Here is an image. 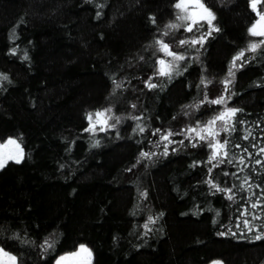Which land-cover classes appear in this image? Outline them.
I'll use <instances>...</instances> for the list:
<instances>
[{"label": "trees", "instance_id": "16d2710c", "mask_svg": "<svg viewBox=\"0 0 264 264\" xmlns=\"http://www.w3.org/2000/svg\"><path fill=\"white\" fill-rule=\"evenodd\" d=\"M175 3L0 0V141L24 152L0 168V248L17 264H54L79 244L91 264H264V47L248 51L264 39L248 33L256 12L250 0H203L219 30L178 47L209 26L164 35ZM160 39L185 57L170 77L157 74ZM221 95L241 111L209 162L210 141L188 129L219 113L209 101ZM104 109L117 125L85 131L86 114Z\"/></svg>", "mask_w": 264, "mask_h": 264}, {"label": "snow or ice", "instance_id": "6c2138e0", "mask_svg": "<svg viewBox=\"0 0 264 264\" xmlns=\"http://www.w3.org/2000/svg\"><path fill=\"white\" fill-rule=\"evenodd\" d=\"M260 0H250V7L254 12H256V18H254L253 24L249 27L248 33L249 35L253 37H261L264 38V13H261L258 11V3ZM173 7L177 10L175 15V21L176 22H170L168 25H166L167 29L171 30H179L183 28L187 32H193L194 30L199 31L200 28L204 26V23H206L209 26V31L200 35L198 38L193 37L190 40H180L179 46H195L197 44L203 45V42L206 38V36L211 35L212 31H218L219 29L215 28L213 25V21L216 19L215 14L203 3V0H176V3L173 5ZM152 22L155 23V18L152 17ZM169 33L167 31L164 32V35H168ZM155 44L159 47L157 48L158 52H163V54L167 57H171L173 61H183L185 59L184 55L177 54L175 51H173L169 44L162 41L157 40L155 41ZM264 47V39H260L256 42H251L248 45V51L255 52L257 49ZM245 58L244 51L239 52L235 57H233L232 61L230 62V66L228 68L227 77L221 81V83L224 85V91H228V86L231 83L232 77L235 75V69L237 68V61H241ZM158 64L160 65L159 69L157 70V74L159 76L163 77H170L172 72L177 69V65L175 63H171L166 61L165 59H159ZM4 79H7V77H3ZM201 83H204V81H201ZM210 83V82H209ZM147 87L149 88H155L157 87L154 83H147ZM211 104L221 105L225 104L226 100L223 95L218 97L217 99L209 101ZM135 107V105H133ZM241 111L240 109L236 108H226L223 112H220L219 115L211 119L207 122L206 126L201 129L200 131H197L196 128L188 129L189 132H195L196 135L201 139L204 140L206 138H215L217 135H219L218 132L215 131V125L217 124V121L223 122L225 125L229 123L231 120L233 122V127L231 130H235L234 124H235V117L236 114ZM111 112V109H104V110H97L95 113L89 112L86 114V119L89 122V127L85 129V131H91L95 132L97 129V126H99L100 131H105L109 127H115L114 124H109V120L113 119L109 113ZM95 117V119H94ZM117 122L119 118H116ZM140 131L143 132L144 129L140 128ZM159 132V129L156 130ZM224 131H229V128L227 126L224 127ZM201 132H206L207 137L204 135H201ZM155 134V133H154ZM172 132H168L166 135H164L161 139L162 140H168L170 136H172ZM247 137H245L246 139ZM98 143V142H97ZM183 143V141H181ZM8 144H14L17 148H19V145L16 143L15 140H9ZM228 145V141H224L221 143L220 141H216L215 143H210L209 147L213 149L212 155L209 157V162L212 160H216L218 156L220 155V151L223 149H226ZM195 146V145H194ZM3 147V146H0ZM239 147V145H237ZM167 148V145H165V149ZM247 151V149H245ZM262 152H264V149H261ZM164 154H167L165 151ZM225 156H227V152L225 151L223 153ZM22 156V152H21ZM142 157H149L150 154L147 152L141 153ZM8 159H14L17 163L20 162V159L16 156H7L4 157L0 155V167H3L4 164L7 162ZM223 162V161H221ZM231 163V161H229ZM241 163H243V160H241ZM259 163V161H258ZM225 175H228V173H225ZM247 182V181H245ZM215 187V185H213ZM218 191H225V189H217ZM227 191H231V189H228ZM229 200L232 199V196L228 197ZM253 208L257 207V204H252ZM241 215H249L247 209L244 210ZM258 217L253 216L252 219H257ZM244 226L249 228L251 230L250 222L248 220H244ZM264 227V225H262ZM260 236H257L256 239H260ZM47 244V241H46ZM51 244H48V247H51ZM81 253H86L88 257L91 256V252L85 248L83 245L81 246V249L79 252L71 253L69 254L71 257H80ZM68 256L60 257V259L57 261V264H63L64 261L68 260ZM0 264H17V257L14 255H11L10 253L4 251L3 248H0ZM77 264H89L88 260L80 259L77 261Z\"/></svg>", "mask_w": 264, "mask_h": 264}, {"label": "rangeland", "instance_id": "374dc122", "mask_svg": "<svg viewBox=\"0 0 264 264\" xmlns=\"http://www.w3.org/2000/svg\"><path fill=\"white\" fill-rule=\"evenodd\" d=\"M176 12H177V10H176ZM171 22H176V21H175V19H174V20L171 21ZM166 30H167V32H168V31H171V29H167V28H166ZM252 37H253V36H252ZM254 38H256V37H254ZM257 38H261V37H257ZM160 40L164 41L163 39H160ZM257 41H258V40H257ZM253 42H256V41L254 40ZM176 53H177V52H176ZM160 54H161V56H160L159 59H165L166 61L171 62V63H175L176 65H177L178 62H179V61H173L171 57H167V56H165V55L163 54V52H160ZM177 54H180V53H177ZM159 59H158V60H159ZM158 60H157V68L159 69L160 65L158 64ZM230 79H231V78H230ZM225 100H226V99H225ZM226 108H229L227 102H226L225 104H221V105H219V113H218L217 115H219L220 112H223ZM95 112H96V111H95ZM95 112H92V113H95ZM88 113H89V112H88ZM109 115H111V116L113 117V119L109 120V124L117 125V123H118L119 120H120V117L116 116L112 111L109 113ZM217 115H216V116H217ZM216 116H215V117H216ZM116 118H119V119H118V122H117V119H116ZM94 119H95V117H94ZM86 120H87V119H86ZM206 124H207V122H206ZM206 124L197 127V128H196L197 131H200L201 129H203V128L206 126ZM224 125H225V124H224L223 122H221V121H217V124L215 125V131L219 133L220 130L223 128ZM88 127H89V122H88V120H87V128H88ZM112 128H114V127H109V128H107L105 131L110 130V129H112ZM98 131H100V130H99V126H97V129H96L95 132H98ZM89 132H91V131H89ZM103 132H104V131H103ZM91 133H94V132H91ZM188 135L191 136V138L195 137V138H197V139H200V138L196 135L195 132H190V133H188ZM201 135H204L205 137H207V133H206V132H201ZM9 140H15V139H14V138H7V139L4 140V141H0V146H3V147H0V155H2V156H4V157H7V156H16L17 158H19L20 160H22V158H23V156H24V152H23V149L21 148L20 144L15 140L16 143L19 145V148H17L16 145H14V144H8V141H9ZM206 140H209L210 143H215L216 141H219V140H218V135H217L214 139H213V138H206ZM211 149H212V148H211ZM222 151H223V150L220 151V154L222 153ZM21 152H22V156H21ZM212 152H213V149H212ZM9 161H14V162H16L14 159H8L7 162H9ZM7 162H6V163H7ZM6 163H5V164H6ZM5 164H4V165H5ZM0 168H2V167H0ZM82 245H83L85 248H87V249L91 252L90 248H89L86 244H79L75 250L70 251V252H65V253L59 255V256L56 258L54 264H57V261L60 259V257H63V256H68V257H69L68 260H66V261L63 262V264H77V261L80 260L81 258H82V259H85V260H88V261H89V264H91V262H92V252H91V256H90V257H88L86 253H81V256H80V257H71V256L69 255V254H71V253L79 252L80 249H81V246H82ZM4 251H5V250H4ZM6 252H7V251H6ZM8 253H9V252H8ZM10 254H11V253H10ZM11 255H13V254H11ZM208 264H223V263H222L221 260H213V261H211V262L208 263Z\"/></svg>", "mask_w": 264, "mask_h": 264}]
</instances>
